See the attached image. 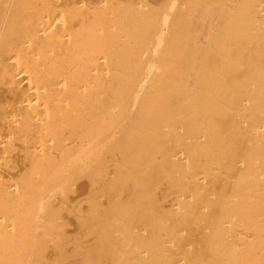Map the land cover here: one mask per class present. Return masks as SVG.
I'll list each match as a JSON object with an SVG mask.
<instances>
[{
  "label": "bare ground",
  "instance_id": "bare-ground-1",
  "mask_svg": "<svg viewBox=\"0 0 264 264\" xmlns=\"http://www.w3.org/2000/svg\"><path fill=\"white\" fill-rule=\"evenodd\" d=\"M64 262L264 264V0H0V264Z\"/></svg>",
  "mask_w": 264,
  "mask_h": 264
},
{
  "label": "rangeland",
  "instance_id": "rangeland-1",
  "mask_svg": "<svg viewBox=\"0 0 264 264\" xmlns=\"http://www.w3.org/2000/svg\"><path fill=\"white\" fill-rule=\"evenodd\" d=\"M83 210H87V208H82ZM66 262H64V264H65Z\"/></svg>",
  "mask_w": 264,
  "mask_h": 264
}]
</instances>
